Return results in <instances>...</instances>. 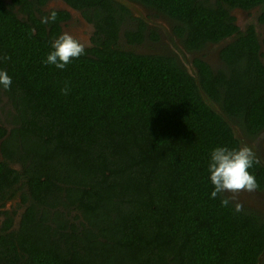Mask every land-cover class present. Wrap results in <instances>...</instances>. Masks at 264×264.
Segmentation results:
<instances>
[{"label":"trees","instance_id":"16d2710c","mask_svg":"<svg viewBox=\"0 0 264 264\" xmlns=\"http://www.w3.org/2000/svg\"><path fill=\"white\" fill-rule=\"evenodd\" d=\"M10 1L0 0L10 57L0 70L12 77L0 86L12 107L0 204L19 197L24 211L16 228L1 212L0 264H259L264 217L212 198L208 166L216 147L264 132L262 45L229 12L259 8L264 22V0H128L173 21L190 52L237 34L219 68L195 59L194 75L173 56L120 49L125 21L136 22L131 44L160 37L115 0H62L94 25L92 46L63 70L46 65L70 14ZM250 171L264 191V160Z\"/></svg>","mask_w":264,"mask_h":264},{"label":"rangeland","instance_id":"374dc122","mask_svg":"<svg viewBox=\"0 0 264 264\" xmlns=\"http://www.w3.org/2000/svg\"><path fill=\"white\" fill-rule=\"evenodd\" d=\"M4 1L6 4H10V2H11L10 0H4ZM59 3L61 4L59 11H66L64 9L65 7H69V9L71 8L64 1L51 0V2H49L43 8V12L48 13L52 10H56L57 8H55V5L58 6V5H60ZM130 5H132L134 7L135 13L137 15V16L133 15L134 17L142 18L144 16L146 18L152 19V21L155 20V21L161 22L162 28L167 30V23H169V20L165 16L157 15V17L155 18L154 14L152 12H150L151 9L146 8L140 4H137V3H134L131 1H130ZM71 9H70V11H72V10L75 11L74 9H72V10ZM255 13L258 14V11H255ZM255 13H253V14H255ZM253 14L250 13V14L246 15V14L241 13L239 15L240 22L238 21L237 23H240L243 26H246L247 24H251L253 26L255 23V25L257 27V31L260 34L264 31V24L259 26L258 20L256 21V17L253 16ZM18 16L22 17L20 14H18ZM136 27H137L136 22H134V21L130 20V21L124 22V24L121 28V31H120V36H119V41H118V47L120 49L125 50V51H131V52H134L137 54H142V55H166V56L169 55V56L175 57L178 61L180 60L179 58H177L173 54V52H167V49H172V47H178V46L176 44H172L171 42H168L166 38H162L159 30L151 28L152 31H156L158 33V35L160 37L159 41H155V40L151 39L150 37H148V35H147L145 41H143V43H141V44L129 43L125 38V33L127 30L133 29ZM87 29H88V26H87L86 22L82 18L75 16L73 21H71L70 23L63 26V33L68 32V33L72 34L74 37L78 38L81 41V43H83L85 45V48H88V47H91L92 45H90V43H89L90 36H88L86 34ZM85 38H87V39H85ZM259 40L262 44V51L264 54V44H263L262 38H259ZM181 43H182V41H181ZM130 45H132V46H130ZM207 49L208 48L205 49V52L203 51L204 55L202 56V58L205 57V60H207V61L209 58V60H211V62L215 65L214 67L219 68L221 66V63H220V60L218 57L219 48L216 47V50L214 48H212L210 50L211 53L208 52ZM197 55L198 56L193 57V59H192L193 61L195 59L201 58L200 54H197ZM181 61H179V62L186 68L187 71H189V73H191L193 75L196 73V71L194 69H191L185 63V61H183V62L187 66ZM263 61H264V59H263ZM11 112H12L11 105L9 104L5 95L2 92H0V126H4V127L6 126V127L10 128L9 123H10V119H11ZM238 135H240V133ZM263 135L264 134L260 135V137L255 139V140L250 139V141H243V143H247V144H249V146H252L254 148V150H256L258 152V155L260 156V158L264 160V141H263L264 138L262 137ZM241 139H242V137H241ZM223 195H224V197H227L230 199L232 196L231 193H224ZM231 202L235 206L237 204H240V205H242V209L255 212V213L259 214L260 216L264 217V191L256 190L255 192H251V193L241 192L236 199H231ZM2 211H9L10 213H15L14 214V223H15L14 227L16 228L19 224V220L21 219V215L24 211V204L22 203L21 198H19V197L12 199V200L6 202L5 204H0V233H1V225L4 221V216L1 214Z\"/></svg>","mask_w":264,"mask_h":264},{"label":"clouds","instance_id":"9594fccd","mask_svg":"<svg viewBox=\"0 0 264 264\" xmlns=\"http://www.w3.org/2000/svg\"><path fill=\"white\" fill-rule=\"evenodd\" d=\"M57 20V13L53 11L49 16H45L41 23L47 24L50 21ZM35 33V29H32ZM51 51L45 60L46 65H54L58 69L72 63L74 59H78L85 55V45L74 37L72 34L65 32L56 38L51 45ZM10 57H0V60H9ZM12 85V77L8 75L6 70H0V86L5 90H10ZM62 93L68 94V87L61 89ZM261 158L258 152L247 143H241L239 148H229L228 146H218L212 150L208 171L210 173V181L214 186L211 193L212 198L221 196V204L227 207L231 199H236L241 192H255L259 188V183L250 169L254 165L260 164ZM224 193H231V199L223 197ZM235 211H242V205L237 204Z\"/></svg>","mask_w":264,"mask_h":264},{"label":"flooded vegetation","instance_id":"af4514ba","mask_svg":"<svg viewBox=\"0 0 264 264\" xmlns=\"http://www.w3.org/2000/svg\"><path fill=\"white\" fill-rule=\"evenodd\" d=\"M62 1V0H61ZM116 2H118V3H122V4H124V5H126L128 8H129V10L131 11V13H132V15H134V16H137L136 15V13H135V9H134V7L132 6V5H130V1H128V0H115ZM49 2H51V1H49ZM48 2V3H49ZM47 3V4H48ZM46 4V5H47ZM60 4V3H59ZM60 7H61V4L60 5H55V8H57L56 10H59L60 9ZM69 14H70V19L68 20V21H66V22H64V23H62V33H63V26L64 25H66V24H68V23H70L71 21H73L74 20V17L76 16V17H80V18H82L85 22H86V24H87V26H88V29H87V32H86V34L88 35V36H90V40H89V43H90V45H92V37H93V35H94V32H95V27H94V25L93 24H91L88 20H86L84 17H83V15H82V13L81 12H79V11H77V10H75V11H73L71 8V10L72 11H70V9H69V7H65L64 8ZM71 13H70V12ZM255 11H258L259 12V8H256V9H253V10H249V11H246V10H242V9H232V10H230L229 12H230V14L232 15V16H234L235 18H236V21H235V23H236V25L239 27V29H240V31L242 32V33H246L247 31H248V29H249V27L250 26H252L251 24H247L246 26H243V25H241L240 23H237L238 21L240 22V17H239V15L242 13V14H250V13H255ZM150 12H152L153 14H154V16H155V18L157 17V12L156 11H153V10H150ZM253 16H255L256 17V21L258 20V24H259V26H261L262 24H264V22H261L260 21V14L258 13V14H253ZM142 17V16H141ZM166 17V16H165ZM167 18V17H166ZM142 19L146 22V24H147V32L149 33V31L151 30V28H153V29H156V30H159L160 31V34H161V36H162V38H166L167 39V41L168 42H171L172 44H176L178 47H172V49H167V52H173V54L177 57V58H179L180 60L179 61H181V62H183V61H185V63L191 68V69H194L195 70V68H194V61L192 60L193 59V57H195V56H198L197 54H200V56H201V59H203L204 61H206L209 65H211L212 67H214L215 65L211 62V60H209V58H208V61L207 60H205V57H203L202 58V56L204 55V52H205V49L206 48H208L207 49V51L208 52H210L211 53V49L212 48H214L215 50H216V47H218L219 48V52H218V57H219V60H220V51L224 48V47H226L229 43H231V42H234L235 40H236V38H237V34H235V35H233L232 37H229V38H226L225 40H223V41H221V42H219V43H217V44H209V45H207V47L204 49V50H202V51H200V52H190V51H188L186 48H185V46L181 43V39L175 34V32H174V23H173V21H171L170 19H168L169 20V23H167V30L166 29H164V28H162V23L161 22H158V21H152V19H149V18H146V17H142ZM164 26V25H163ZM254 28H255V31H256V33H257V36L259 37V38H262V41H263V43H264V31L262 32V33H258V31H257V27H256V25H255V23H254ZM81 32V31H80ZM85 39H87V38H85ZM260 41V40H259ZM261 43V42H260ZM262 45V44H261ZM88 46V45H87ZM130 46H132V45H130ZM204 51V52H203ZM261 53H263V51H262V48H261ZM263 59H264V54H263V57H262ZM184 63V62H183ZM184 63V64H185ZM212 63V64H211ZM185 64V65H186ZM186 65V66H187ZM262 134H264V132L263 133H261V135ZM263 138H264V135L262 136ZM242 140H244V141H246L245 139H242ZM247 141H250V140H247ZM263 141H264V139H263ZM249 145V144H248Z\"/></svg>","mask_w":264,"mask_h":264},{"label":"water","instance_id":"95a60500","mask_svg":"<svg viewBox=\"0 0 264 264\" xmlns=\"http://www.w3.org/2000/svg\"><path fill=\"white\" fill-rule=\"evenodd\" d=\"M263 260H264V253L262 254L261 258L259 259V264H262Z\"/></svg>","mask_w":264,"mask_h":264}]
</instances>
